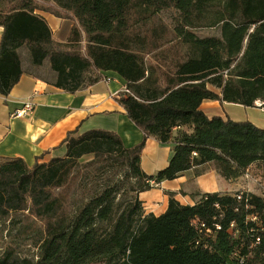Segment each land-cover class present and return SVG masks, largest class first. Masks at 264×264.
<instances>
[{
    "label": "trees",
    "instance_id": "16d2710c",
    "mask_svg": "<svg viewBox=\"0 0 264 264\" xmlns=\"http://www.w3.org/2000/svg\"><path fill=\"white\" fill-rule=\"evenodd\" d=\"M37 11L72 20L69 39H55ZM166 11L176 13L173 24L157 25ZM0 26L1 96L25 72L22 48L32 73L48 64L49 81L70 94L113 71L130 92L119 101L144 134L127 147L116 132L75 129L60 144L65 155L46 163L0 157V220L28 211L44 226L38 259L27 264H264V197L205 192L184 205L170 192L159 216L139 199L151 181L200 166L230 182L263 170L264 128L207 116L201 105L264 102V0H0ZM204 26L218 34L200 36ZM150 137L172 146L155 175L141 167ZM98 177L107 181L95 187ZM13 255L7 249L0 264Z\"/></svg>",
    "mask_w": 264,
    "mask_h": 264
},
{
    "label": "crops",
    "instance_id": "0c3cea01",
    "mask_svg": "<svg viewBox=\"0 0 264 264\" xmlns=\"http://www.w3.org/2000/svg\"><path fill=\"white\" fill-rule=\"evenodd\" d=\"M37 13L46 19L55 39L61 42L69 39L74 25L72 20L58 18L46 11ZM2 34L3 27L0 26V40ZM20 54L25 72L8 96L0 94V157L22 158L32 166L38 157L44 155L40 162L46 163L54 157L65 155L66 147L60 144L68 132L75 129L80 133L91 129L116 132L127 147H133L143 140L144 134L128 117L119 101L123 89L126 88V81L119 74L104 71L97 82L70 94L49 81L52 80V72L48 64L32 73L27 50L20 49ZM26 101L35 104L33 116L16 117V109H20ZM257 102L256 107H245L228 102L204 101L201 109L207 116L249 120L264 128V117L260 120L252 115L253 110H259L264 116ZM239 108L245 113L244 119H236L230 115L239 111ZM171 156V145L161 144L150 137L141 154V167L147 174L155 175L169 164ZM260 179L257 182L260 183L262 178ZM241 183L244 185L241 186ZM253 183L244 177L236 182L226 181L212 167L200 166L185 172L177 179L163 181L154 188L141 192L139 199L146 214L159 216L168 208L170 192L184 205L195 204L193 196L205 192L249 191L264 197V183L258 184L260 192L254 190Z\"/></svg>",
    "mask_w": 264,
    "mask_h": 264
},
{
    "label": "rangeland",
    "instance_id": "374dc122",
    "mask_svg": "<svg viewBox=\"0 0 264 264\" xmlns=\"http://www.w3.org/2000/svg\"><path fill=\"white\" fill-rule=\"evenodd\" d=\"M175 15L176 13L174 11L162 12L157 16L155 23L157 25L165 24L171 26L173 24V19ZM197 33L200 36H207V34H218V30L213 27L204 26L198 29ZM185 49L187 50V47H185ZM242 110L243 109L239 108V111L234 112V114L230 115L235 116L236 119H244L245 113H243ZM252 112V115H254L257 119L263 120V113H261L259 110H253ZM256 121L259 122L258 120ZM92 159L93 156L91 155L85 156L81 159V163L86 164ZM109 172L110 174L108 179L112 181L119 179L121 171L120 169H116V166L112 167ZM262 174L263 170H259L257 167H252L249 171V174L245 176L244 179H247L250 182H254V190L260 192L261 189L259 185L263 182L261 181L259 183L257 181L258 179L262 178ZM105 180V178H96L95 187H99V185ZM241 184L239 185H244L243 183ZM152 185L156 186L155 183ZM122 188L123 190L121 194L124 195L126 191L125 186ZM237 188H239V186ZM262 193H264V191H262ZM75 198H77L76 195ZM75 204L76 203L72 202L70 210H75ZM43 237L44 226L41 221L36 220V218L33 219L31 216H29L28 211L13 213L9 218L0 220V256L5 253L8 249L14 253L13 259L10 264H27V262H34L38 259L40 252V244L43 240Z\"/></svg>",
    "mask_w": 264,
    "mask_h": 264
},
{
    "label": "built area",
    "instance_id": "2783aa9c",
    "mask_svg": "<svg viewBox=\"0 0 264 264\" xmlns=\"http://www.w3.org/2000/svg\"><path fill=\"white\" fill-rule=\"evenodd\" d=\"M123 92L130 93L127 88L123 89ZM257 106L261 108L264 112V102H257ZM35 110V104L31 101H26L22 104V107L20 109H16L15 116L19 118H30L33 116ZM154 181H151V184H154Z\"/></svg>",
    "mask_w": 264,
    "mask_h": 264
}]
</instances>
